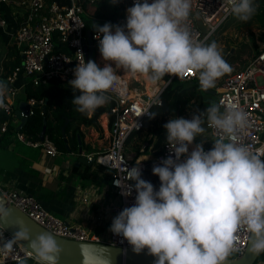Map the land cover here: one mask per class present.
<instances>
[{"label":"clouds","instance_id":"1","mask_svg":"<svg viewBox=\"0 0 264 264\" xmlns=\"http://www.w3.org/2000/svg\"><path fill=\"white\" fill-rule=\"evenodd\" d=\"M224 3L244 22L257 12L254 0ZM191 11L192 0H136L127 8L125 25L94 24L106 63L101 67L94 60H80L73 69L75 78L69 84L79 92L72 99L76 110L91 115L110 102L107 93L118 79L116 69L146 75L153 84L166 76L184 79L192 74L201 91L214 89L232 67L215 41L206 43L191 30ZM9 92L8 82L0 80V109L7 110ZM248 126L243 108L225 107L223 102L208 104L191 119H170L164 124L170 155L152 168L159 189L142 178L141 161L126 167L127 182L118 179L114 184L125 196L135 190V202L113 218L109 230L126 239L135 253L147 249L154 264H229L240 252L241 231L248 234V252L264 254V151L243 143ZM198 136L211 138L213 147L206 151L202 140L190 152ZM9 215L0 205V217ZM24 241L30 251L17 264L29 259L59 264L63 249L55 236H33L26 227L0 240V253L11 255Z\"/></svg>","mask_w":264,"mask_h":264},{"label":"built area","instance_id":"2","mask_svg":"<svg viewBox=\"0 0 264 264\" xmlns=\"http://www.w3.org/2000/svg\"><path fill=\"white\" fill-rule=\"evenodd\" d=\"M90 1L93 2L94 0ZM140 2L142 3L143 0ZM148 2L152 3L153 0H148ZM135 3L136 0H123L124 10L120 17L123 25L126 24L127 8ZM22 4L27 11L26 18L24 23L13 33V39L23 56L22 63L14 69L9 77L11 86L6 100L8 107L7 110L2 109L7 120L0 125V133L6 132L9 126H12V136L16 140L33 148L41 149L47 155L54 157L60 151L48 135L45 134L42 139L33 140L21 129H18L20 119L15 114L17 107L13 101V98L18 94V89L12 84L20 74H23L35 85L45 84L53 79L71 81L75 78L73 69L80 60L88 61L86 46H93L95 57L97 50H99V41L95 38L96 30L94 27L84 19L86 11L82 0H68L66 3H60L56 0L51 4H48L46 0H23ZM230 14L231 6L225 4L224 0H192L189 24L191 30L206 42ZM198 19L207 28L206 32H203L198 26ZM6 24V20L0 15V27H6ZM56 41L65 49L56 50ZM117 76L118 79L113 88L107 93L113 103L111 108L113 114L112 128H109L104 141H102L101 149L82 153L89 162L96 163L109 173V185L114 194V199L110 205L111 223L120 211L135 202L136 195L135 190L130 196L122 195L121 188L114 184V180L120 179L126 183V167L136 166L137 161H141L139 166L143 171L149 163L152 166L158 165L162 158L170 155L167 141L156 155L145 153L149 143H145L140 148L139 154L127 145L128 139L141 131L146 118L152 116L151 113H153L154 108L162 105V92L165 87L158 86L141 91L132 86L127 78L120 74ZM141 77L137 78L138 81L142 80ZM174 78L179 81H188L197 78V76L189 74L184 79L171 76L169 81L171 82ZM26 100L31 106L29 117L34 113V107L37 104L42 105L44 103L43 99L37 100L30 97ZM221 102L225 107L235 105L248 113L249 126L243 134V143L251 149L264 151V48L249 61L244 69L224 78L218 87L216 99V103ZM206 108L199 107L184 113L182 117L191 119L193 113ZM202 140L206 151L213 147L211 138L204 140L203 137L198 136L194 144L190 146L189 151L191 152L195 144L201 143ZM129 183L134 182L129 181ZM158 183L157 190L161 183L159 177ZM0 197L6 204L18 208L39 225L58 236L78 241L105 242L132 247L122 236L111 232L110 226L106 235H99L82 225L70 224L56 217L43 206L41 201L23 189L0 183ZM238 236L240 252L232 258L243 255L247 249V232L241 231ZM11 237L12 235L0 225V240ZM26 251L30 250L20 243L16 246V251L13 254L0 253V264H17L18 259L24 258ZM13 256L16 259H13Z\"/></svg>","mask_w":264,"mask_h":264},{"label":"trees","instance_id":"3","mask_svg":"<svg viewBox=\"0 0 264 264\" xmlns=\"http://www.w3.org/2000/svg\"><path fill=\"white\" fill-rule=\"evenodd\" d=\"M53 1L56 0H46L48 4ZM57 1L60 3L68 2V0ZM82 2L86 11L85 20L91 26L94 24L102 26L107 22H111L113 25H123L118 21L124 10L123 0H116V3H113L112 0H94L93 2L82 0ZM254 4L257 5V12L251 20L247 22L241 21L231 13L206 41L209 44L215 41L218 47L220 44L223 56L232 47L235 48V52L230 54L227 59L232 71L220 78L216 87L210 90H216L226 76L244 69L249 61L264 48V0H254ZM243 28H246L248 35L246 38L241 39L238 33ZM231 30H235V33H231ZM55 46L56 50L65 49L57 41ZM21 63L22 58L19 51L17 49L11 51L4 59L5 75L12 73ZM204 93L209 92L200 90L197 78L188 81L172 79L162 92V105L155 107L153 110L155 116L146 118L141 131L131 136L127 141V145L139 154L140 148L145 143H149L145 153L158 154L162 150L163 144L167 141L164 124L174 117H180L184 113L203 107L206 103ZM78 94L79 92H74L69 81L53 79L45 84L35 85L31 80L27 79L22 89L21 98L43 99L44 103L42 105L37 104L34 107V113L28 118L21 130L31 139L39 140L45 119L46 135L56 144L61 153L78 151V135L81 139V146L84 148L83 134L80 131L81 124L102 130L99 118L103 113L107 112L109 114V128H112L113 114L111 113V108L113 103L110 101L104 106L97 108L91 115L82 114L76 110V106L72 103L74 95ZM216 95L218 97V92ZM66 119L69 120V123L66 127V136L63 137L61 128ZM6 120L7 116L0 109V125ZM11 136L12 126H9L6 132L0 133V148L8 146ZM152 168L153 166L149 163L142 171V178L152 182L157 188L159 184L158 176L153 174ZM94 178L96 179L97 176H94ZM261 260H264V254L258 256L257 261Z\"/></svg>","mask_w":264,"mask_h":264},{"label":"crops","instance_id":"4","mask_svg":"<svg viewBox=\"0 0 264 264\" xmlns=\"http://www.w3.org/2000/svg\"><path fill=\"white\" fill-rule=\"evenodd\" d=\"M22 1L8 0L12 4L8 11V25L0 27V80L7 79L8 87L11 86V73L5 75L3 64L11 51H19L13 33L26 18L27 11ZM26 80L20 74L12 84L18 89V94L13 98L16 107L23 99L22 89ZM99 122L102 130L81 124L84 142L82 153L102 148V141L109 131V114L103 113ZM85 158L78 151L49 156L41 149L28 146L11 136L8 146L0 148V183L23 189L41 201L53 215H58V218L70 224H79L96 234L106 235L112 219L110 205L114 199L109 173ZM46 184L50 190L45 192L42 188ZM27 264L36 262L28 260Z\"/></svg>","mask_w":264,"mask_h":264},{"label":"water","instance_id":"5","mask_svg":"<svg viewBox=\"0 0 264 264\" xmlns=\"http://www.w3.org/2000/svg\"><path fill=\"white\" fill-rule=\"evenodd\" d=\"M198 26L203 30L207 31V28L203 26L200 19L197 20ZM87 50V60H95L94 48L93 46H86ZM235 48L231 50L224 56L227 61L230 54L234 52ZM23 57V56H22ZM7 82V79L4 80ZM170 83L167 82V84ZM166 84V85H167ZM166 87V86H165ZM207 92L216 94V90H208ZM30 103L26 99H22L18 102L17 108L15 109L16 116L20 119V124L18 129H21L25 122L29 118ZM69 120L66 119L61 130L63 137L66 136V127ZM46 134V120L44 119V124L41 130L40 139ZM78 154H82L81 139L78 135ZM65 140H67L65 138ZM86 159V158H85ZM0 205L4 206L10 213L7 218L0 217V225L8 231L11 235L17 230L18 227L28 228L33 236L40 233L49 232L47 229L39 225L28 215L20 211L18 208L6 204V202L0 197ZM53 234V233H52ZM57 239L59 245L63 249L59 264H98L100 260H108L109 264H154L155 257L147 254V249L142 253H135L132 247H123L118 245H112L105 242H95V241H78L75 239L64 238L53 234ZM25 247L28 244L24 241ZM248 246L245 253L239 257L230 258L229 264H264V260L257 261L258 256H253L248 252Z\"/></svg>","mask_w":264,"mask_h":264},{"label":"rangeland","instance_id":"6","mask_svg":"<svg viewBox=\"0 0 264 264\" xmlns=\"http://www.w3.org/2000/svg\"><path fill=\"white\" fill-rule=\"evenodd\" d=\"M9 6H12L11 3L8 2V0H0V15L1 17H3L5 20H6V23L8 25V19H9V16H8V11H9ZM85 19V17H84ZM231 20V19H230ZM118 21L121 23V20L120 18L118 19ZM231 33H235V30H231ZM239 37L241 39H243L244 37L246 38V36L248 35V31L246 30V28H243V30H241L239 33H238ZM234 48V47H232ZM219 49H221V54L223 56V53H222V47H220V44H219ZM231 50V49H230ZM235 52V50H234ZM233 52V53H234ZM226 56V55H225ZM224 57V56H223ZM95 60L96 62L101 66L103 67L104 64L106 63L102 56H101V53L99 50H97L96 54H95ZM113 63V67H115V64L114 62ZM116 73L117 74H120L122 75L124 78H127V80H130V83L132 86L138 88L139 90L141 91H144L146 88L148 90H150L151 88H157L158 86H160L161 88L165 87L167 82L170 80L171 76H168L167 78H164L162 79L161 81L153 84L150 79L148 78V76L146 77V75H143V74H133L131 72H127V71H123L121 69H116ZM124 74V75H123ZM140 76H143L141 77V81H138L137 78H140ZM216 91L218 92V87L216 88ZM204 92V91H203ZM216 97L217 95L216 94H213V93H204V98H205V101L206 103L204 104L203 107H208V104L212 103V102H215L216 103ZM101 119V116L100 118ZM43 191H48L50 190V187L48 184H46L43 188ZM56 217H58V215H56ZM63 220V219H62Z\"/></svg>","mask_w":264,"mask_h":264},{"label":"bare ground","instance_id":"7","mask_svg":"<svg viewBox=\"0 0 264 264\" xmlns=\"http://www.w3.org/2000/svg\"><path fill=\"white\" fill-rule=\"evenodd\" d=\"M124 75V74H123ZM143 77V76H142ZM147 77V76H146ZM106 117V116H105ZM104 118V117H103Z\"/></svg>","mask_w":264,"mask_h":264}]
</instances>
